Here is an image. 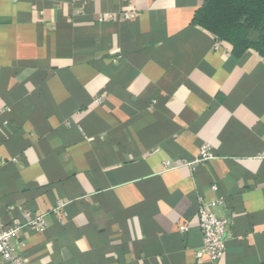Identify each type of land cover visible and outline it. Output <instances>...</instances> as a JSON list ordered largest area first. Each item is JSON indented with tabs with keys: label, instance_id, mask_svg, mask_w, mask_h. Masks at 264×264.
<instances>
[{
	"label": "crops",
	"instance_id": "1",
	"mask_svg": "<svg viewBox=\"0 0 264 264\" xmlns=\"http://www.w3.org/2000/svg\"><path fill=\"white\" fill-rule=\"evenodd\" d=\"M204 2L0 0V223L47 216L25 264H214L200 202L216 264H264V56L194 24Z\"/></svg>",
	"mask_w": 264,
	"mask_h": 264
},
{
	"label": "built area",
	"instance_id": "2",
	"mask_svg": "<svg viewBox=\"0 0 264 264\" xmlns=\"http://www.w3.org/2000/svg\"><path fill=\"white\" fill-rule=\"evenodd\" d=\"M131 0H122L128 3ZM136 14L133 12H123V20H133ZM97 103L101 99L96 100ZM213 158L207 146H202L199 155L193 161H183L182 166L193 169L196 165L204 163ZM198 226L201 232V247L196 251L197 259L207 258L211 263H218L222 260L225 252V239L228 220L220 218L212 212V205L200 202L197 212ZM47 224L45 214L32 216L25 214L23 222L15 223L13 226L6 228L0 223V259L3 264H25L21 255L22 245L18 243L19 235L25 229H31L35 232H42ZM187 230L185 226L180 227V232Z\"/></svg>",
	"mask_w": 264,
	"mask_h": 264
},
{
	"label": "trees",
	"instance_id": "3",
	"mask_svg": "<svg viewBox=\"0 0 264 264\" xmlns=\"http://www.w3.org/2000/svg\"><path fill=\"white\" fill-rule=\"evenodd\" d=\"M194 24L229 43L237 56L247 50L264 56V0H205Z\"/></svg>",
	"mask_w": 264,
	"mask_h": 264
}]
</instances>
